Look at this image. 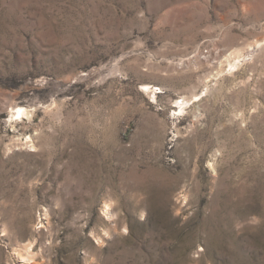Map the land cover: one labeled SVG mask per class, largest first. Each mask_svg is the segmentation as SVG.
Returning <instances> with one entry per match:
<instances>
[{"label":"rangeland","instance_id":"1","mask_svg":"<svg viewBox=\"0 0 264 264\" xmlns=\"http://www.w3.org/2000/svg\"><path fill=\"white\" fill-rule=\"evenodd\" d=\"M0 264H264V0H0Z\"/></svg>","mask_w":264,"mask_h":264},{"label":"bare ground","instance_id":"2","mask_svg":"<svg viewBox=\"0 0 264 264\" xmlns=\"http://www.w3.org/2000/svg\"><path fill=\"white\" fill-rule=\"evenodd\" d=\"M19 109V113L18 114H24V111L22 108H18ZM31 258V257H30Z\"/></svg>","mask_w":264,"mask_h":264}]
</instances>
